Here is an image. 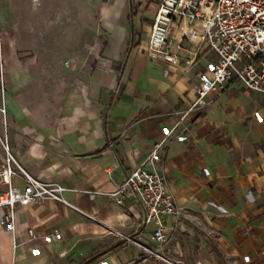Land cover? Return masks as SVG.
<instances>
[{
  "label": "crops",
  "instance_id": "0c3cea01",
  "mask_svg": "<svg viewBox=\"0 0 264 264\" xmlns=\"http://www.w3.org/2000/svg\"><path fill=\"white\" fill-rule=\"evenodd\" d=\"M160 1L93 0L96 66L72 61L57 68L59 78L37 79L33 53L12 31L19 0H0V159L7 144L28 173L68 189L74 206L17 207L16 232L0 226V264H168L146 250L159 245L142 205L109 196L190 110L198 75L218 60L177 26L180 63L150 58ZM207 100L188 115L189 131L146 166L167 180L180 212L164 219L162 254L181 264H264V95L235 82ZM11 185L25 181L18 175Z\"/></svg>",
  "mask_w": 264,
  "mask_h": 264
},
{
  "label": "built area",
  "instance_id": "2783aa9c",
  "mask_svg": "<svg viewBox=\"0 0 264 264\" xmlns=\"http://www.w3.org/2000/svg\"><path fill=\"white\" fill-rule=\"evenodd\" d=\"M32 1L36 7L42 4V0ZM174 26L186 38L206 43L208 50L214 52L218 60L198 75L197 97L190 110L180 117L163 140L155 144L145 161L109 196L118 206H124L128 200L139 202L143 207L142 223L154 225L153 237L159 245L158 250L146 249L147 252L168 264H181L172 262L162 254L168 244L164 219L178 218L180 214L175 198L167 180L155 167L149 170L146 166L160 162L161 152L167 144L189 131L188 115L211 105V101L207 100L210 93H221L238 82L249 91L264 95V0H161L149 36L150 58L171 65L180 63L171 43ZM3 146L6 155L0 159V187L8 186L7 190L0 192V208L6 210L0 219L3 229L12 234L16 232L14 214L17 207L42 205L47 201L74 207L64 196L68 189L58 183L37 179L17 163L7 144L3 143ZM18 175L25 181L24 189L11 185ZM29 234L33 236V231L30 230ZM117 235L130 240L121 233ZM61 238V233H55V240Z\"/></svg>",
  "mask_w": 264,
  "mask_h": 264
},
{
  "label": "rangeland",
  "instance_id": "374dc122",
  "mask_svg": "<svg viewBox=\"0 0 264 264\" xmlns=\"http://www.w3.org/2000/svg\"><path fill=\"white\" fill-rule=\"evenodd\" d=\"M92 2L55 0L51 5L45 2L33 7L31 0H19L20 19L13 22L12 31L21 50L33 53L35 78H59L57 68L72 61L78 68L88 66L90 71L96 66L97 8ZM102 39L100 47L105 44Z\"/></svg>",
  "mask_w": 264,
  "mask_h": 264
}]
</instances>
